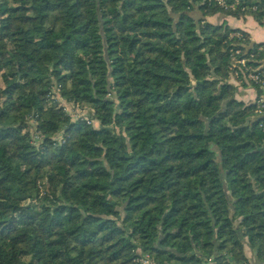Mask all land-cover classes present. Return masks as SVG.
Masks as SVG:
<instances>
[{
  "label": "trees",
  "instance_id": "trees-1",
  "mask_svg": "<svg viewBox=\"0 0 264 264\" xmlns=\"http://www.w3.org/2000/svg\"><path fill=\"white\" fill-rule=\"evenodd\" d=\"M250 3L0 0V264H264V114L229 80L264 45L205 18Z\"/></svg>",
  "mask_w": 264,
  "mask_h": 264
},
{
  "label": "built area",
  "instance_id": "built-area-1",
  "mask_svg": "<svg viewBox=\"0 0 264 264\" xmlns=\"http://www.w3.org/2000/svg\"><path fill=\"white\" fill-rule=\"evenodd\" d=\"M220 1V0H219ZM224 6H228L230 4L224 2ZM227 40L233 41L236 40L239 42V44L244 45L246 43L245 34L240 31H231L229 32L227 36ZM255 51H244L243 48H231L230 49V69L233 72L234 79L238 84L241 82H245L248 86L258 87L259 89L263 90V92L260 94L259 97L255 99V110L254 112L258 115L264 114V56L261 58H257V55L260 51H263V46L258 45L256 48H254ZM61 86L58 83L52 82L50 85V91L48 93L49 96H51L54 99H57V95L55 94L58 91H61ZM52 90V91H51ZM58 100V99H57ZM74 106V105H73ZM72 106V107H73ZM63 110L66 107L65 105L62 106ZM74 107H77L75 105ZM33 122H36L35 115ZM80 118L86 120L87 123H91L92 118L88 119L85 116H80ZM260 126H263V124H260ZM62 141V140H61ZM140 261L143 264H156L155 261H153L149 255H142L140 256Z\"/></svg>",
  "mask_w": 264,
  "mask_h": 264
},
{
  "label": "rangeland",
  "instance_id": "rangeland-1",
  "mask_svg": "<svg viewBox=\"0 0 264 264\" xmlns=\"http://www.w3.org/2000/svg\"><path fill=\"white\" fill-rule=\"evenodd\" d=\"M215 2H217V4L220 6V7H222L224 10H228V9H230L231 11H235V10H237V9H240V11H241V15H243L242 14V11L243 12H246L247 14H249V11L251 10V11H256V10H258V5L257 4H251L250 2H251V0H243V2L241 3L240 2V0H234L230 5H228V6H224L223 5V3L224 2H226V0H214ZM239 14V15H240ZM239 16V17H236V18H241V17H243V16ZM226 16H232V15H226ZM233 31H240V32H243L244 34H245V39L248 41L249 40V37H248V35L246 34V32L244 31V30H242L241 28H235V30H233ZM262 46V45H261ZM264 47V46H263ZM229 74H230V76H229V80L230 81H233V79H234V75H233V72H232V70L230 69V67H229ZM233 82H235V83H238V82H236L235 80L233 81ZM235 85V84H234ZM251 87H253V86H251ZM49 91H50V88H49V90H48V93H49ZM52 91V90H51ZM56 95H57V99H54V98H52L51 96H49L51 99H53L54 101H57V102H59L60 103V105L61 106H63V105H65V107H66V111H65V108H64V112H65V114L68 116V117H70V119L72 120V121H76L77 119H82V118H80V116H85L86 118L88 117V119L90 118L91 119V117H90V112H91V110L87 107V106H81V105H79V104H77V103H74L73 101H71V100H67L65 97H63L62 96V94H61V91H58V92H56L55 93ZM75 105H77V107H74ZM73 106V107H72ZM34 114L33 113H29L27 116H26V118H27V120H28V123L30 124V132H31V135H32V138H31V140H33V142H34V144H36V145H38L39 144V140H42L43 138H42V135H41V133L38 131L39 130V128H38V126L36 125L37 124V122H33V119H34V116H33ZM91 123H93L94 124V126L95 127H97L98 126V122H97V120H95L94 118H92V121H91ZM61 135H62V131H59V133H58V138L60 139L61 138ZM44 188L45 187H43L42 189H40L41 191H42V194L45 192V190H44ZM143 255H149L150 256V258L153 260V261H155V259L153 258V256L152 255H150L149 253H144ZM140 258L141 257H138L137 259H136V261L138 262V263H140V264H143L141 261H140ZM156 262V261H155Z\"/></svg>",
  "mask_w": 264,
  "mask_h": 264
},
{
  "label": "crops",
  "instance_id": "crops-1",
  "mask_svg": "<svg viewBox=\"0 0 264 264\" xmlns=\"http://www.w3.org/2000/svg\"><path fill=\"white\" fill-rule=\"evenodd\" d=\"M205 18L207 21L213 24L225 21L227 25L232 28H241L248 35L249 42L263 43L264 45V24L257 22L251 15H245L241 18H236L234 16H226L221 13H217L212 16H206ZM233 81L230 82L238 86L236 91L237 99L242 100L245 103L252 102L256 99L255 88L251 86L242 87L239 86L240 84ZM245 252L246 255L251 259L253 256L252 251L246 247Z\"/></svg>",
  "mask_w": 264,
  "mask_h": 264
}]
</instances>
